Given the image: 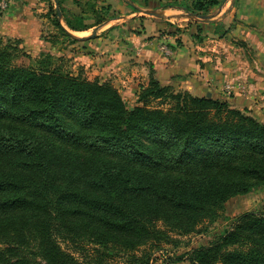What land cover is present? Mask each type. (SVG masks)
I'll return each mask as SVG.
<instances>
[{"label": "trees", "instance_id": "16d2710c", "mask_svg": "<svg viewBox=\"0 0 264 264\" xmlns=\"http://www.w3.org/2000/svg\"><path fill=\"white\" fill-rule=\"evenodd\" d=\"M221 2L161 7L207 16ZM87 5L94 26L112 19L99 10L109 5ZM47 8L55 28L80 42L54 5ZM82 18L63 14L69 30H88ZM8 41L0 40V264H108L117 254L149 264L151 255L132 252L158 249L173 241L170 233H195L220 219L227 200L264 186V124L245 110L174 91L153 71L129 107L108 83L52 67L50 53L34 67L15 65L17 47ZM183 258L264 264V215H238L175 261Z\"/></svg>", "mask_w": 264, "mask_h": 264}, {"label": "crops", "instance_id": "0c3cea01", "mask_svg": "<svg viewBox=\"0 0 264 264\" xmlns=\"http://www.w3.org/2000/svg\"><path fill=\"white\" fill-rule=\"evenodd\" d=\"M26 1L28 0H14L13 3H22L24 6ZM51 1L56 7L55 0ZM59 1L60 7L64 9L63 13L60 12V22L70 33L82 38L95 30L97 26H94L93 20L88 23V30H69L64 25L63 14L68 18L77 15L84 17L81 11L86 10V6L80 5L81 0H76L79 5L74 3V0ZM113 1L117 2V7L124 8L126 4L131 8L127 15H120L122 21L113 26L126 28L125 39L130 40V47L134 46L144 62L149 63L155 79L161 85L171 86L173 90L187 91L194 96L209 94L212 99L226 101L235 109L245 110L264 124V16L253 13L238 14L242 0H222L218 7L210 9L206 21L196 23L200 26L199 29H203L200 34L203 42L197 45L194 40L199 34L191 31L195 28L189 26L192 23L189 20L191 17L180 9L162 8L161 4L165 0H92L91 4H95V7L106 6L112 5ZM260 4L264 5V0H261ZM45 6L47 7V4ZM245 7L255 9L257 6L253 4ZM234 8L237 10L234 11ZM142 10H155L157 14L148 15L150 17L136 14ZM24 14L26 16V12ZM28 14L30 15V12ZM30 16H26V21H35L34 16ZM20 19L18 18L17 22L22 24ZM112 20L103 24H111ZM166 23L175 26L177 30L171 32L165 29ZM10 27L15 29L10 22L4 21L2 28L5 30L2 34H15ZM138 27L140 28L137 29ZM110 28L113 27L108 30ZM114 30L116 31V28ZM185 34L189 36L188 43L183 41ZM161 41L173 56H163L165 54L161 52ZM229 82L241 83L244 89L228 94L223 90V85ZM131 86L132 84L129 85Z\"/></svg>", "mask_w": 264, "mask_h": 264}, {"label": "rangeland", "instance_id": "374dc122", "mask_svg": "<svg viewBox=\"0 0 264 264\" xmlns=\"http://www.w3.org/2000/svg\"><path fill=\"white\" fill-rule=\"evenodd\" d=\"M13 1L14 0H0V40L5 41L11 39L8 43L12 42V44H15L17 47L18 57L13 61L15 65L34 67L36 66L35 61L40 59L43 53H50L52 54V67H59L62 71L72 76H80L88 81L96 79L100 83H108L117 90L127 106L133 107L138 104L137 94L139 93V86H145L148 83L150 72L153 71V69L149 66V63L144 62V59H142L140 54L137 53L134 46L130 47L132 42L125 39L127 35H124L126 28L124 29L120 28V26H113L116 25V23H120L122 21L120 15H127L131 8L126 4L124 8L117 7V2L113 1L112 5H109V10L99 9L100 13L104 12L101 16H112V19L114 20L111 19V24L106 25L107 23H104L97 26L93 32L86 34L85 37L93 34V36L88 38L86 42H72L70 39L65 38L60 31L55 28L52 24L51 18L47 14L48 8L45 5L47 3L49 5L52 1L46 0V3L44 4L43 0H28L24 6L22 3L19 5L13 3ZM168 1L171 0H165V3ZM28 2H31V4H28ZM91 2L92 0H81L80 5H85L86 8L89 9V6L86 4H91ZM260 3L261 0H242V3L239 4L238 14L251 15L253 13L264 16V5ZM253 4L257 6L255 9L252 7H245V5ZM236 10L237 8H234V11ZM25 12L28 17L33 15L35 21L32 20V22H29L28 20L27 22L26 20L28 18L25 16ZM28 12H30V15ZM83 13L84 18L81 20H84L87 24L91 23V10H86ZM136 14L150 17L142 12ZM205 17L206 19L209 18L207 16ZM18 18H21L20 21H23L22 24L17 22ZM81 20L79 21V19H75L73 22L80 25L82 22ZM189 20L192 22L189 26H195V28L193 27L194 29L192 28L191 30L192 33L196 32L199 34L198 38L194 40L198 45L199 42H203V37L200 36L203 29H199L198 27L200 26L196 25V23H202L205 20L200 18H189ZM4 21L12 24L15 29L11 27L10 29L15 31V34H10L11 36L2 34L5 30L2 28ZM187 23L188 22H186V24ZM109 27L113 28L108 30ZM114 28H116V31ZM139 28L140 27L137 29ZM164 28L171 30V32L177 30L175 26L167 23ZM109 31L111 32L108 33ZM183 37V41L187 43L190 42L188 35L185 34ZM170 41L174 42L173 39H170ZM162 42L163 41H161L160 47L161 52L165 54L163 56H173L174 54L167 49ZM112 63L114 66H111ZM130 84H132L131 87H129ZM174 91L180 90L174 89ZM156 103L157 102H152L151 104L155 106ZM228 105L230 108H233L230 104ZM245 212H255L264 215V186L255 188L247 194L237 195L227 200L224 203L220 219L213 223L204 222L198 227L197 232L185 236L170 233V237L173 241L159 244L160 246H158V249H155L157 246L146 245L138 248L132 253L137 257L144 254L151 255L149 264H189L184 258L179 261H175V259L183 256L191 249L207 245L214 241L225 230L229 229L233 220L238 215ZM61 246L76 255L80 253L79 251L73 250L71 245L69 246L62 243ZM80 255L81 253L79 256ZM107 261L108 264H132L129 256L124 254L113 255L108 258Z\"/></svg>", "mask_w": 264, "mask_h": 264}, {"label": "water", "instance_id": "95a60500", "mask_svg": "<svg viewBox=\"0 0 264 264\" xmlns=\"http://www.w3.org/2000/svg\"><path fill=\"white\" fill-rule=\"evenodd\" d=\"M55 8H56L57 13H58V19L60 20V19H61V15H60L59 8L57 7V5H56ZM142 13H143V14H146V15H155V14H157V11H155V10H142ZM187 15H188L189 17H191V18H200V19H203V20H205V21L207 20L206 17H205V16H202V15H193V14H191V13H187ZM125 18H126V17H125ZM66 32H67L71 37L76 38V39L81 40V41H82V40H87L88 38H90V37L93 36V34H91V35H89L88 37H82V38H79V37L74 36L72 33H70V31H68L67 29H66ZM206 97H210V95L207 94Z\"/></svg>", "mask_w": 264, "mask_h": 264}, {"label": "built area", "instance_id": "2783aa9c", "mask_svg": "<svg viewBox=\"0 0 264 264\" xmlns=\"http://www.w3.org/2000/svg\"><path fill=\"white\" fill-rule=\"evenodd\" d=\"M244 89L243 85L240 83H233V82H229L226 83L223 86V90L230 94V93H234V92H241Z\"/></svg>", "mask_w": 264, "mask_h": 264}]
</instances>
